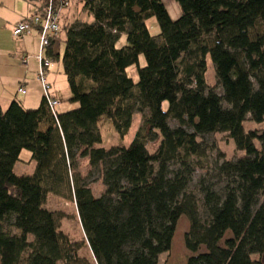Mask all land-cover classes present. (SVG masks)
Wrapping results in <instances>:
<instances>
[{"label":"trees","instance_id":"1","mask_svg":"<svg viewBox=\"0 0 264 264\" xmlns=\"http://www.w3.org/2000/svg\"><path fill=\"white\" fill-rule=\"evenodd\" d=\"M175 1V21L161 0H85L91 23L58 20L77 107L51 112L43 97L38 109L0 108V264H158L182 216L184 264H262L253 256L264 254V156L255 145L264 144V0ZM121 35L127 46L116 48ZM208 57L221 94L206 84ZM134 65L136 83L126 74ZM135 114L128 147H98L101 119L123 139ZM247 117L263 129L245 131ZM217 133L244 155L211 168L214 149L198 138ZM24 150L35 167L18 176ZM77 159L98 174L99 197ZM49 195L74 202L91 261L60 230L62 214L44 208Z\"/></svg>","mask_w":264,"mask_h":264},{"label":"rangeland","instance_id":"2","mask_svg":"<svg viewBox=\"0 0 264 264\" xmlns=\"http://www.w3.org/2000/svg\"><path fill=\"white\" fill-rule=\"evenodd\" d=\"M164 4L171 20H177L180 15V8L175 0H161ZM71 11L75 12V5L71 6ZM85 22L91 23L92 17L86 15ZM146 26L149 30V33L153 37H157L160 33L159 26L155 20V18H151L146 21ZM116 48H122L127 46L126 35H121L116 41ZM145 65V61L143 56L139 57V66L143 67ZM206 73L205 80L206 84L209 88L214 89V91L218 94H221V88L217 84V80L215 77L214 67L209 59L206 61ZM126 74L129 78H131L135 83L138 80L137 76V67L131 66L126 70ZM70 94V93H69ZM72 105V109L76 108V104H72L69 100L65 99L62 101V107H69ZM163 108L166 109V104L163 105ZM57 107V111H59ZM141 116L135 114L133 116L131 127L128 131V134L121 139L113 129L111 122L105 118L101 119L99 122V130L102 137V142L98 147H102L105 149H109L111 147L116 146H125L128 147L129 144L135 137V134L140 126ZM170 126H176L174 121H170ZM245 131H261L263 129V125H257L250 121L249 117L243 124ZM160 138L158 137L155 141H149L146 144V148L149 153H153L158 147ZM198 142L205 144L209 147H213L214 151L210 152L209 160L211 163V168L215 166L218 162L225 161H235L236 159L242 157L244 155L243 152L236 150L235 145L231 139L228 138L226 134L217 133V134H209L198 138ZM257 149L264 156V144L260 145L259 143H255ZM212 153V154H211ZM20 162H18L14 173L18 176L22 175H31L32 170L29 167V164H34L31 161V154L29 151H22L20 154ZM77 168L81 174V177L85 179L86 183L92 189L94 196H100L103 192L104 188L99 179V176L96 172H88L87 161L84 159H77ZM203 174L201 171H196L194 174V180L196 181L198 177ZM191 189H194V184ZM44 208L49 211H56L62 214V219L60 223V230L66 234L69 239L73 242H81L82 249L80 250V255L91 260L90 250L88 246L85 244V239L83 232L81 230L78 217L76 214V208L74 202L72 200L62 199L53 195H49ZM189 229V221L185 216L179 218L175 232L172 239V244L169 252L164 253L159 256L158 264H184L188 257L191 256V253L188 252L185 248L184 236ZM228 237V235H227ZM253 259L260 260L262 264H264V254L261 256H253ZM60 264V263H59Z\"/></svg>","mask_w":264,"mask_h":264},{"label":"crops","instance_id":"3","mask_svg":"<svg viewBox=\"0 0 264 264\" xmlns=\"http://www.w3.org/2000/svg\"><path fill=\"white\" fill-rule=\"evenodd\" d=\"M43 1L0 0V108L3 111L13 101L20 103L25 109H38L43 105L42 86L36 79L38 63L35 57L40 52L38 32L35 29L29 36L22 39H15L12 36V29L19 21L32 14L44 11ZM64 1L66 5L62 7L58 0H53L61 28L76 21L85 20L86 13L83 11L85 0ZM73 5L76 7L75 12L70 9ZM53 51L56 57L52 60V66L46 72V80L51 85L53 96L59 101L57 106L59 109L62 107V101L70 98L61 62L64 51V34H61V32L58 40L53 45ZM26 57V62H23ZM19 88H23L25 94L19 93ZM71 109L72 105H69V107L64 106L58 112L62 113ZM45 128L43 125L40 129L44 130ZM17 164L14 166V170ZM29 167L33 172L35 164L30 163Z\"/></svg>","mask_w":264,"mask_h":264},{"label":"built area","instance_id":"4","mask_svg":"<svg viewBox=\"0 0 264 264\" xmlns=\"http://www.w3.org/2000/svg\"><path fill=\"white\" fill-rule=\"evenodd\" d=\"M59 4L65 6L64 0H58ZM37 30L39 39L40 52L35 59L38 63L37 81L42 86L43 97L51 112L58 106L59 101L51 92V85L46 80V72L52 66V58L46 53L53 51V45L58 40L61 28L59 26L58 17L55 12L53 0H49L42 13L32 14L19 21L12 29V36L15 39H22L29 36L33 30ZM27 57L23 59L26 62ZM19 93L25 94L23 88H19Z\"/></svg>","mask_w":264,"mask_h":264}]
</instances>
